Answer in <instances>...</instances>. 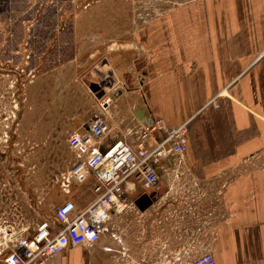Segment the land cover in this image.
<instances>
[{
  "label": "crops",
  "instance_id": "obj_1",
  "mask_svg": "<svg viewBox=\"0 0 264 264\" xmlns=\"http://www.w3.org/2000/svg\"><path fill=\"white\" fill-rule=\"evenodd\" d=\"M137 39L132 60L118 49L112 61L110 49L100 74L112 75L113 86L101 88L98 104L91 82L94 105L69 129L103 116L106 141L136 147L138 131L153 121L186 123V151L157 165L149 189L134 178L124 184L130 205L100 227L95 243L45 264H188L206 254L214 264H264V0H196L151 18ZM217 96L218 108H207ZM163 139L153 133L145 146ZM94 185L89 177L73 186L77 195L59 199L84 209L96 198ZM1 238L0 259L14 249Z\"/></svg>",
  "mask_w": 264,
  "mask_h": 264
},
{
  "label": "rangeland",
  "instance_id": "obj_2",
  "mask_svg": "<svg viewBox=\"0 0 264 264\" xmlns=\"http://www.w3.org/2000/svg\"><path fill=\"white\" fill-rule=\"evenodd\" d=\"M194 1L0 0L1 231L8 225L30 237L62 203L59 176L73 162L69 127L94 105L91 82L100 86L98 104L101 88L113 86L112 75L100 74L110 51L112 61L118 49L132 60L137 33L151 18Z\"/></svg>",
  "mask_w": 264,
  "mask_h": 264
},
{
  "label": "built area",
  "instance_id": "obj_3",
  "mask_svg": "<svg viewBox=\"0 0 264 264\" xmlns=\"http://www.w3.org/2000/svg\"><path fill=\"white\" fill-rule=\"evenodd\" d=\"M218 97L213 98L207 108L216 110ZM106 106L107 101L100 105L103 111ZM83 129L67 136L66 144L73 153V162L70 169L59 176L58 182L62 195L70 196L74 185L84 184L92 177L96 198L81 210L70 200L63 202L54 210V223L40 222L27 238L21 239L11 226H4L1 239L6 247L14 245V249L0 259V264H45L47 259L68 247L95 243L100 227L130 205L124 184L134 178L149 189L157 182V165L167 157L182 156L187 148L186 123L168 127L162 120L153 121L138 131L136 147L122 138L106 141L110 128L103 116L91 117ZM156 132L162 133L163 141L147 149L146 142ZM188 264H214V259L206 254Z\"/></svg>",
  "mask_w": 264,
  "mask_h": 264
},
{
  "label": "water",
  "instance_id": "obj_4",
  "mask_svg": "<svg viewBox=\"0 0 264 264\" xmlns=\"http://www.w3.org/2000/svg\"><path fill=\"white\" fill-rule=\"evenodd\" d=\"M108 87H110V86H108ZM90 89L93 90L94 92H96L98 90V85L93 84V85H91Z\"/></svg>",
  "mask_w": 264,
  "mask_h": 264
}]
</instances>
